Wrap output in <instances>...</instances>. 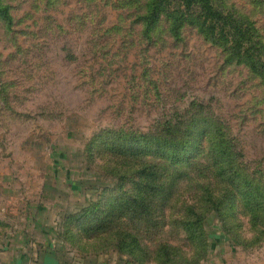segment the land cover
<instances>
[{"label":"rangeland","instance_id":"374dc122","mask_svg":"<svg viewBox=\"0 0 264 264\" xmlns=\"http://www.w3.org/2000/svg\"><path fill=\"white\" fill-rule=\"evenodd\" d=\"M215 1L255 68L171 14L147 29L150 0H0V244L264 264V0Z\"/></svg>","mask_w":264,"mask_h":264},{"label":"trees","instance_id":"16d2710c","mask_svg":"<svg viewBox=\"0 0 264 264\" xmlns=\"http://www.w3.org/2000/svg\"><path fill=\"white\" fill-rule=\"evenodd\" d=\"M169 14H171L170 22L172 25V32L175 35L180 34L181 28L185 23L193 24L199 27L204 35L213 39L215 42L224 40L225 42L219 43L230 45L231 58L249 60V63L253 61L251 62L253 68H255V64L253 63H257V60H260L257 54V60H255V56L251 54L257 43L253 42V34L249 27L244 26L234 14L222 9L215 0H150L147 12L141 17V20L146 25L147 29L150 30L159 23L162 15L167 17ZM247 42H253L251 44V51L250 48L246 51L244 50V46ZM181 147H183V145L178 142L172 145V151L177 153L175 155L180 154ZM158 181L155 175L146 174L145 181L143 182V192L146 195L129 201V206L132 207L134 211L137 213H150L152 211V198L155 195L151 197L147 195L151 193L150 189L153 188V183H158ZM148 209H150V211ZM165 261L168 264L173 262L171 258Z\"/></svg>","mask_w":264,"mask_h":264},{"label":"crops","instance_id":"0c3cea01","mask_svg":"<svg viewBox=\"0 0 264 264\" xmlns=\"http://www.w3.org/2000/svg\"><path fill=\"white\" fill-rule=\"evenodd\" d=\"M38 244L23 246L21 243L7 241L0 244V264H88L83 259H67L59 256L54 245L41 250ZM82 260V261H78ZM84 261V262H83ZM94 264H105L103 260Z\"/></svg>","mask_w":264,"mask_h":264}]
</instances>
